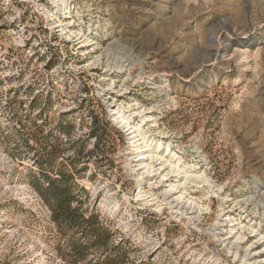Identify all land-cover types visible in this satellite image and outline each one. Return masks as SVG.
<instances>
[{
	"label": "rangeland",
	"instance_id": "rangeland-1",
	"mask_svg": "<svg viewBox=\"0 0 264 264\" xmlns=\"http://www.w3.org/2000/svg\"><path fill=\"white\" fill-rule=\"evenodd\" d=\"M0 264H264V0H0Z\"/></svg>",
	"mask_w": 264,
	"mask_h": 264
},
{
	"label": "bare ground",
	"instance_id": "bare-ground-1",
	"mask_svg": "<svg viewBox=\"0 0 264 264\" xmlns=\"http://www.w3.org/2000/svg\"><path fill=\"white\" fill-rule=\"evenodd\" d=\"M64 5L66 6V2H64ZM66 8V7H65ZM115 112V111H114ZM115 119H116V122L118 123V124H120L121 126H123V128H128V126H126L125 124H126V118L124 117V114H123V111L122 110H117L116 112H115ZM131 129L130 128H128V130H127V132H129ZM130 134H132V132L131 133H129V136H130ZM153 144V143H152ZM152 144L151 145H149L150 147L152 146ZM154 146H155V151H151V153H157V154H159L160 152H161V150H162V143L161 142H156V144H154ZM145 153H137L135 156H134V159H133V162L134 163H137V166H139V167H142L143 166V169H147V170H149V168H150V165L148 164V163H146V161H147V157L144 155ZM149 159V158H148ZM175 167V166H174ZM173 166H172V168H174ZM152 168V167H151ZM171 168V169H172ZM174 172V171H173ZM150 177V176H149ZM188 178H190V176H188ZM188 178H185L186 179V181H188ZM146 179V178H145ZM189 180H191V179H189ZM144 181V178L142 177V178H140V184H139V186H138V188L139 189H141V186H142V184L144 183L143 182ZM154 181V180H153ZM153 187H156L155 185H153V184H151ZM175 191V188L172 186L166 193H165V195L166 196H170V195H172L173 194V192ZM139 194H141V192H139ZM147 196H149L147 199H150L149 201H148V203H151V202H154V199H151V198H153V194H147L146 195V197ZM174 196V195H173ZM193 203V202H192ZM169 204V203H168ZM169 206V205H168ZM240 239V238H239ZM238 256V254L236 255V257Z\"/></svg>",
	"mask_w": 264,
	"mask_h": 264
},
{
	"label": "trees",
	"instance_id": "trees-1",
	"mask_svg": "<svg viewBox=\"0 0 264 264\" xmlns=\"http://www.w3.org/2000/svg\"><path fill=\"white\" fill-rule=\"evenodd\" d=\"M48 185H49V192H55V193H57V194H60V195H64V192H60L57 188H56V185H55V183L54 182H52V183H48Z\"/></svg>",
	"mask_w": 264,
	"mask_h": 264
}]
</instances>
